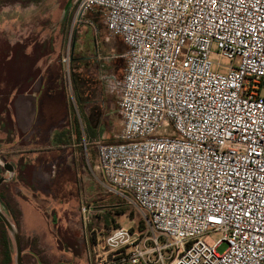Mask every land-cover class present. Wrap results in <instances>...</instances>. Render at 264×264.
Masks as SVG:
<instances>
[{
	"label": "built area",
	"instance_id": "obj_1",
	"mask_svg": "<svg viewBox=\"0 0 264 264\" xmlns=\"http://www.w3.org/2000/svg\"><path fill=\"white\" fill-rule=\"evenodd\" d=\"M75 6L74 23L97 10L126 46L123 77H100L118 95L123 129L97 144V169L151 233L148 243L112 231L108 260L98 235L79 264H264V0ZM62 62L69 74V52ZM91 210L81 207L83 221Z\"/></svg>",
	"mask_w": 264,
	"mask_h": 264
},
{
	"label": "crops",
	"instance_id": "obj_2",
	"mask_svg": "<svg viewBox=\"0 0 264 264\" xmlns=\"http://www.w3.org/2000/svg\"><path fill=\"white\" fill-rule=\"evenodd\" d=\"M23 4L18 1L14 6L7 5L0 11L4 12V15L15 12L14 17L4 16L5 32L14 31L9 28L17 26L18 37L13 41L14 46L18 47L20 44L28 50L27 56L35 58L30 69L18 77L15 86L10 89L4 88L0 92V141L8 137L7 131L2 130L3 125L6 124L12 130L10 135L12 140L0 142V158L10 157L18 168V179L7 180L1 190V200L4 213L13 219L10 221L14 225L19 221V228L16 227L19 233L36 239L39 258L47 261V256L53 257L54 249L55 251L58 249L56 243L52 244L48 236L54 233L49 218L57 211L60 214L68 213L58 207L60 202L65 201L66 184L63 177L65 173L72 174L75 171L76 151L81 147V126L77 117H71L69 113L70 95L74 94L75 99L78 96L86 97L92 88V93L103 98L109 110H113V106L116 105L119 111V101L113 102L114 98H118L117 93L108 89L100 77L103 73L123 77L125 61L121 56L126 46L121 38L111 36L106 29L107 34L102 38L101 52L96 53V57L87 58L79 50V57L77 59L73 57L72 76L70 82L68 81L73 93H68L65 68L62 64V59L68 52L64 54L54 46L46 49L45 40L41 44V49H38L35 42L30 46H24L32 38L33 25L29 21H23L27 10L31 9H23ZM88 19L91 22L88 27L92 28L98 23L105 26L97 10H93ZM118 39L124 49H121ZM8 58H14V53L10 52ZM6 203H9L11 208L8 209ZM37 203L41 205L54 203V206L46 204L48 207L44 205L46 208L44 209ZM76 227L78 228L79 224ZM72 234L79 238L77 243L81 251L80 261L84 255V245L75 226Z\"/></svg>",
	"mask_w": 264,
	"mask_h": 264
},
{
	"label": "rangeland",
	"instance_id": "obj_3",
	"mask_svg": "<svg viewBox=\"0 0 264 264\" xmlns=\"http://www.w3.org/2000/svg\"><path fill=\"white\" fill-rule=\"evenodd\" d=\"M69 1L70 0H37V2L34 3H24L23 9L31 8L32 10H27L23 21H29L30 24L33 25L32 38L29 39L24 46H30L35 42L36 45H38V49H41V44L43 40H45L44 46L46 49L54 46L56 49L63 51L64 54L69 52V74L66 72V65H64L63 62L62 64L64 65L66 73V91H68V93H73L68 85L73 71V57L74 59L79 57V50H81V54L83 52L87 58L96 57V53L101 52L102 38L107 34V31L105 26L99 23L92 28L83 24V21L81 23H74L76 6L72 4L71 8L66 10L65 8ZM16 2H18V0H0V7L9 4L14 6ZM1 10H3V8H1L0 11ZM0 16L14 17L15 12L13 11L8 15H4V12H0ZM28 17L30 18L28 19ZM10 29L14 31L2 32L1 35L4 33L3 38H0V92L4 90V88L10 89L15 86V84L18 83V77L20 78L30 69L35 59L34 57L27 56L26 53L28 50H25L20 44L18 47L14 46L13 41L18 37V28L16 26L10 27L9 30ZM117 41L121 49H124L121 41L119 39ZM10 52L14 53V58H8ZM91 77L93 78L92 75ZM93 85L95 86V84ZM91 89L92 88H90L86 97H84L83 101H86V103L83 107H79L74 94L70 95L69 113L71 117H77L79 126H81L82 139L81 147L76 151V169L72 174L65 173L63 177L64 184H66L65 201L60 202L58 207L68 211V213L60 214L57 211L49 218L54 233L48 236L52 244L53 242L56 243L58 249H56V251L54 249L53 257L51 256L48 258L47 256V261H39L40 263L38 261H32V258L29 259L27 257L28 252L26 248L28 246L31 247V245L32 248L33 246L37 247L36 239L26 237L22 234L20 238L24 250L23 254L25 253L24 264H68V261L72 264H79L81 251L71 248L77 242L79 243L78 240L72 238L71 232L74 226L77 234L81 235L80 239L84 246L86 243L89 246L92 242L96 243L98 235H101V239L104 238V241L100 242V249L97 252V254H101L103 260H108L110 258L106 251L108 249L106 240L111 235L112 231L116 229L124 228L133 233L135 237H139L140 241L143 242L145 240L148 243L150 242L148 239L151 238V233L145 223L142 213L134 207L125 205V200L121 199L118 194L110 191V186L106 183L101 171L96 167L98 165L97 144L114 143L118 141L123 129V119L116 105L113 106V110H109L103 98L101 99V97L95 96ZM262 94L264 95V92ZM117 101H119L117 97L113 99V102ZM2 130L8 133V137L2 139V141H11V128H8L5 124ZM1 160L11 161L10 157H5V159ZM3 187L4 185H1V190ZM37 204L44 209H46L44 207L46 204H49L48 206H54V203ZM82 205L92 209L91 215L86 221H83L80 217ZM120 206L124 208L123 210L126 212L125 215L116 214ZM69 213L72 214L69 215ZM75 216L78 218H75ZM77 224H79L78 228L76 227ZM220 238L221 234L214 233L206 235L204 241L209 246H213ZM9 240L11 256L14 260L12 264H15L16 248L14 239L10 233ZM78 243L77 246L79 247ZM104 247L105 249H103ZM82 248L83 246L81 249ZM226 249L227 245L224 243L218 247L217 252L222 254ZM84 258L85 255L82 256L81 260L84 261L86 259ZM90 261H94L92 249L90 250ZM84 262H89V260H85Z\"/></svg>",
	"mask_w": 264,
	"mask_h": 264
},
{
	"label": "trees",
	"instance_id": "obj_4",
	"mask_svg": "<svg viewBox=\"0 0 264 264\" xmlns=\"http://www.w3.org/2000/svg\"><path fill=\"white\" fill-rule=\"evenodd\" d=\"M18 1H21V2H23V3H33V2H37V0H18ZM84 97H82V96H78L77 97V103H78V105H79V107L81 106V107H83V105L85 104L84 103ZM118 141H119V139H118ZM118 141H116V142H118ZM116 142H114V143H116ZM109 143V142H108ZM7 204V206H8V209L9 208H11L10 207V205H9V203H6ZM6 206V207H7ZM124 208L122 207V206H120V208L118 207V209H117V213L116 214H118V215H125L126 214V212L123 210ZM11 214V213H10ZM14 220H15V218H14ZM19 220V219H18ZM15 225H16V227H18L19 228V221L17 222H15ZM0 246H1V254H2V257H3V259H4V264H9L10 262H11V248H10V240H9V232H8V230H7V228H6V226H5V224L3 223V221L1 220V218H0ZM34 243V242H33ZM70 247V246H69ZM78 246H77V243L73 246V247H71V248H75L76 250L78 249L77 248ZM37 247H35V246H33V248H32V245H31V247L30 246H28L27 248H26V251L28 252L27 253V257L30 259V258H33V257H35V256H37V257H40V252L36 249ZM22 250H23V246H22ZM24 251V250H23ZM24 255H25V253L23 254V258H24ZM39 262V261H38ZM40 263V262H39Z\"/></svg>",
	"mask_w": 264,
	"mask_h": 264
},
{
	"label": "water",
	"instance_id": "obj_5",
	"mask_svg": "<svg viewBox=\"0 0 264 264\" xmlns=\"http://www.w3.org/2000/svg\"><path fill=\"white\" fill-rule=\"evenodd\" d=\"M72 0H70L66 5V10L69 8ZM0 165H2L12 176L14 173V166L11 163H4L0 159ZM11 176V177H12ZM9 179H6L5 177L0 178V186L2 183L6 182ZM0 218L5 224L8 232L12 235L14 242H15V248H16V257H15V264H24L23 262V250H22V243L21 238L19 235V232L16 228V226L10 221V219L7 217V215L1 210L0 207Z\"/></svg>",
	"mask_w": 264,
	"mask_h": 264
},
{
	"label": "flooded vegetation",
	"instance_id": "obj_6",
	"mask_svg": "<svg viewBox=\"0 0 264 264\" xmlns=\"http://www.w3.org/2000/svg\"><path fill=\"white\" fill-rule=\"evenodd\" d=\"M75 1L76 0H72V2H71V4H70V6H69V8L68 9H70L71 8V6H72V4H75ZM9 6H11V4H9ZM1 8H5V6H1L0 7V9ZM5 17H2V16H0V38H3V34L5 33V26L3 25V19H4ZM2 32H4L2 35H1V33ZM16 45H18V42L16 43ZM0 159H2V158H0ZM2 162H4V163H11L13 166H14V173H13V176L2 166V165H0V178L1 177H5L6 179H9V178H12V180L13 179H18V168L17 167H15V164L12 162V161H8V160H3ZM12 176V177H11ZM11 180V181H12ZM7 182V181H6ZM6 182H4V183H2V185H4ZM0 207L2 208L1 210H3V212H5V210H4V205H3V201L1 200V186H0ZM10 220H13V219H11L10 217H9V215L7 216ZM14 222V221H13ZM71 234H72V232H71ZM19 235H21V234H19ZM72 238H74V239H76V240H79V238L78 237H76L74 234H72ZM1 238V237H0ZM71 238V239H72ZM0 257H1V261H0V264H4V259H3V257H2V254H1V246H0ZM12 261H14L13 259H12V256H11V262L9 263V264H12ZM25 260H24V258H23V262H24ZM32 261H44V260H42V258H39V257H37V256H35V257H33L32 258ZM68 264H72L70 261H68Z\"/></svg>",
	"mask_w": 264,
	"mask_h": 264
}]
</instances>
